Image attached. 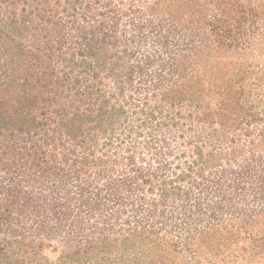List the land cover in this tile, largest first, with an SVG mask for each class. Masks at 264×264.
Masks as SVG:
<instances>
[{
	"label": "trees",
	"instance_id": "1",
	"mask_svg": "<svg viewBox=\"0 0 264 264\" xmlns=\"http://www.w3.org/2000/svg\"><path fill=\"white\" fill-rule=\"evenodd\" d=\"M0 264H264V0H0Z\"/></svg>",
	"mask_w": 264,
	"mask_h": 264
},
{
	"label": "rangeland",
	"instance_id": "2",
	"mask_svg": "<svg viewBox=\"0 0 264 264\" xmlns=\"http://www.w3.org/2000/svg\"><path fill=\"white\" fill-rule=\"evenodd\" d=\"M46 255H48L51 258H56L57 254L53 252L52 249L46 251Z\"/></svg>",
	"mask_w": 264,
	"mask_h": 264
}]
</instances>
